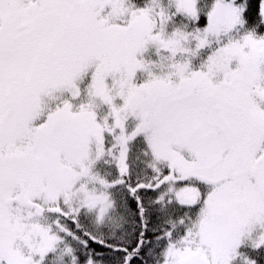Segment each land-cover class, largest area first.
<instances>
[{
    "label": "snow or ice",
    "instance_id": "obj_1",
    "mask_svg": "<svg viewBox=\"0 0 264 264\" xmlns=\"http://www.w3.org/2000/svg\"><path fill=\"white\" fill-rule=\"evenodd\" d=\"M0 264H264V0H0Z\"/></svg>",
    "mask_w": 264,
    "mask_h": 264
}]
</instances>
